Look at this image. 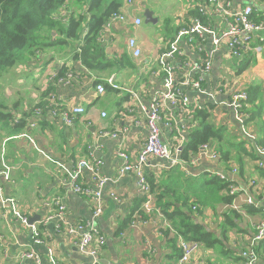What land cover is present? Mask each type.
<instances>
[{
  "label": "crops",
  "instance_id": "1",
  "mask_svg": "<svg viewBox=\"0 0 264 264\" xmlns=\"http://www.w3.org/2000/svg\"><path fill=\"white\" fill-rule=\"evenodd\" d=\"M120 1L122 2L120 9L130 13L131 16L141 17L142 22L139 26H135L131 22L126 24L115 22L113 24L107 40L104 43L99 42L104 46L105 60L103 64L88 69L80 59L74 58L73 52L78 44H75L74 49L69 47L66 51H58L50 47L42 52L38 60L32 62L29 60L24 64L28 67L30 65V67L23 75H15V77L17 76L16 86L11 88L19 91L23 86L25 88L35 85L39 87V91L30 92L28 96L30 101L47 89L45 87L47 77L36 82V73L41 72L39 69L42 71L45 68L75 69L79 73L78 79L74 80L69 88L58 87L56 91L62 96L61 104L67 107L82 106L84 112L77 116L71 126H65L50 115H46L42 123L35 129L39 147L46 151L53 161L47 160L34 148L26 150L19 143L6 148L13 166L14 182L8 184L5 191L17 200L20 208L27 214L33 212L39 214L41 210L39 202L42 197L60 194L63 197L69 218L72 220L90 218L92 215L90 201L82 195L67 190L62 181L63 175L55 162L66 166L84 155L87 142L100 139L102 140L100 141L102 150L99 152V156L103 159L101 174L108 178V182L103 192L104 210L96 219L97 227L106 236V244L99 251V259L113 263L120 261L123 264H176L179 248L178 239L174 237L176 231L173 229V221L166 219L164 214L158 213L152 216L154 223L144 222L146 218H142L138 213L141 211L142 200L137 193L133 174L118 175L117 170L121 161L117 156V150L120 149L135 156L141 149L146 131L142 125L128 121L130 113L127 108L133 105L137 109V103L134 102L129 91L139 94L144 105L149 103L155 91L161 86V76L158 74L156 63L158 55L178 30L190 25L192 18L196 16L195 7L204 0H132L128 6L127 0ZM233 3L235 5L250 4L255 10L253 16L259 18V21L264 17V0H233ZM145 8L153 11L152 16L157 18L156 23H145L143 17ZM200 18L205 25H209L217 32L224 28L218 15H201ZM261 34L264 36V31ZM58 35H60L58 31L52 30L49 39L53 40ZM130 37L135 38L140 49V54L137 57L132 55L131 49L128 47L127 40ZM257 44L262 47L261 53H251L253 58L250 56V64L244 68H242L243 58L237 60L227 57L224 49L214 54L211 70L204 74L202 81L203 88L214 92L213 100H210L207 95H198L192 90L188 91L191 99L197 97L203 102V113L208 114V122L217 126H227V135L231 138V143L234 144L243 141L239 136V124L234 120L233 113L226 103L230 100L232 93L242 89L257 90L258 98L255 102L250 104L248 100L250 110H254L256 114L254 117L248 118L245 126L252 131L256 141L258 139L264 141V41L259 42L254 39L252 45ZM182 46L189 60H196L201 56L197 55V51L191 45L184 43ZM204 47L206 49L211 47L209 37H207ZM124 54H126L125 63L130 62L132 66H125L120 70L110 67V60L119 59ZM18 71L19 69L16 73ZM177 72L176 74L179 76L183 69L179 68ZM110 79L117 88L110 86ZM97 83H102L105 86L104 93L100 94L96 91ZM113 93L116 94L118 100L113 103L114 107L110 109V94ZM7 94L9 98L14 97L8 89ZM103 95L106 96L102 99ZM18 98H20V94ZM260 105L262 106L260 107ZM23 107V105L19 106L12 110V113H16L15 111ZM102 112H105L106 116H102ZM131 115L137 119H143L140 111L131 112ZM184 123H186L185 119L178 120V127L185 134L202 127L200 120L196 117L188 128H181ZM124 127L127 128V131L117 138H97L100 129L116 131ZM3 135H7L6 127ZM173 137L174 135L171 136V133L164 131L166 141H173ZM3 139L4 136L1 138L0 144ZM246 144L244 142L243 145L246 147ZM247 153L249 154V152ZM247 153L243 155L245 173L264 178V175L255 167L253 157ZM233 154L234 151H232ZM153 163L154 161L151 162V164ZM211 164L203 161L192 171L187 173L183 171L187 176L184 177L194 180ZM146 171L153 173L156 180L161 178L159 177L161 174H159L161 171L159 168L149 165L146 167ZM84 177L87 181L88 173L85 172ZM111 193H114L118 200L113 199L110 196ZM218 195L223 197L221 191ZM33 209L34 211H32ZM227 209H229L227 204L220 202L216 205L215 214L207 206L204 208L203 215H196L195 218L220 237L221 229L218 224L220 225L223 221L221 213ZM132 210H134L133 224L117 232L119 225L130 215ZM257 218V214H246L243 217L242 227L244 229H241L240 232L236 229L227 232L229 242L224 241L222 245L214 247H206L201 243L200 250L192 259L193 264H240V260L236 259L239 256V242L236 241L235 244L234 240L243 238L247 240V234L243 235V233L251 232L253 222ZM14 228L20 230V233L15 237L10 227L0 225V231L8 238L10 245L5 256L0 248V264H31L26 258L17 257L21 248L18 243H29L30 232L27 228L19 225L14 224ZM52 230V224L50 227L47 226V232L51 235V238L47 236L48 244L35 247L40 255V264H50L46 255V245L53 248L56 258L62 263L92 264L88 257L79 253L72 246L67 237L59 236ZM220 239L222 240V238ZM224 251H228V254ZM127 252H130L129 258L125 254Z\"/></svg>",
  "mask_w": 264,
  "mask_h": 264
},
{
  "label": "built area",
  "instance_id": "2",
  "mask_svg": "<svg viewBox=\"0 0 264 264\" xmlns=\"http://www.w3.org/2000/svg\"><path fill=\"white\" fill-rule=\"evenodd\" d=\"M132 0H127V6ZM198 15L192 18L190 25L178 30L166 47L160 52L156 59L159 75L161 76V86L155 91L149 103L144 105L139 94L131 92L134 102L137 103V109L127 108L130 117L128 121L142 125L145 128L146 135L141 149L135 156L126 151L117 150V156L121 163L118 167V175L123 176L126 173H132L135 178V185L140 196L141 211L148 217L145 223H154L153 216V196L150 185L147 180L146 167L151 165L153 168L170 169L179 167L184 172L192 171L201 162L212 163L207 172L216 176L226 184L221 190L222 195L231 197L228 208L237 213L246 216L245 207H253L260 212L258 218L253 222V234L245 239H235L239 242L240 264H259L258 255L255 247L264 239V178L259 176L245 175L240 177L239 169L236 165L229 168L219 162V153L209 143H203L199 146L196 154L191 155L187 161L180 158V149L187 142L186 134L181 132L178 127V120L185 119L186 123L181 128H188L191 121L195 119L197 111L203 109V102L197 97L191 99L188 91L192 90L198 95H207L210 100L214 99V92L208 91L202 87L203 76L209 72L212 67L214 54L224 49L227 57L241 60L246 53H261L262 47L252 45L254 39L259 42L264 41L261 32L264 31V17L261 21L255 22L252 18L254 7L250 4L235 5L233 0H204L196 6ZM218 15L224 24L222 31L217 32L209 25H205L201 20V15ZM64 15V12H62ZM115 22L132 23L139 26L142 22L141 17L131 16L123 9L113 12L103 27L99 30L97 40L105 42L111 33V28ZM209 37L211 47L206 49L204 43ZM191 45L197 55H201L196 60H189L183 44ZM128 47L134 57L139 56L140 49L137 46L134 37L127 40ZM80 52V48H77ZM183 72L178 76V69ZM79 73L73 69H67L62 75H59V69H50L47 74V87L52 89L45 97L37 96L28 109L17 113L14 122L19 123L27 114L26 127L13 138H25L39 154L47 160L53 161L46 151L39 147L30 137L29 132L37 129L38 122L43 120L46 115H50L54 120L60 121L65 126H71L78 115L84 112L82 106L67 107L62 103V96L56 91V88H69L73 81L78 79ZM63 86V87H60ZM110 86H117L110 79ZM96 91L104 93L105 86L102 83L96 84ZM193 102V103H192ZM233 113L234 120L239 124V134L242 135L247 143L248 149L254 148L256 154L255 167L264 171V145L259 147L255 144V136L250 129L245 128L244 120L248 118V113L244 110L248 107V93L245 89L234 92L230 100L226 103ZM140 111L143 119L132 117L131 112ZM15 114V113H14ZM102 116H106L102 112ZM127 131V128L121 130L100 129L97 138H117L120 134ZM164 131L174 135L173 141L168 142L164 139ZM102 140L93 139L86 143V150L83 156L68 163L66 166L55 162L63 175V184L68 191L77 195H82L90 201L92 215L85 220H72L68 217L66 205L63 197L56 194L52 197H42L40 199L39 211L40 218L33 223H29V217L33 213H25L19 206L17 200L6 193L5 188L8 184H13V166L7 159L5 142L0 146V225H6L13 231L15 237L20 233L15 225L27 228L30 232V242L20 244V251L17 257L26 258L31 264H40V255L35 249L37 245L48 244V238H51L47 232V226L52 224L55 234L65 236L69 239L72 246L88 257L92 264L99 263V251L106 244V236L102 234L96 225V219L104 210L103 192L108 178L102 176L101 167L103 159L99 156L102 150ZM154 161L153 164L151 162ZM88 173V180L85 181L84 173ZM110 196L118 200L114 193ZM195 209V206L192 207ZM34 211V209L32 210ZM141 216V215H140ZM133 224V223H132ZM8 238L0 231V248L5 256L9 248ZM46 255L50 264H67L58 261L54 250L50 245H46ZM178 247L181 254L176 264H193L192 259L200 250L201 243L187 241L178 238ZM202 264V263H200Z\"/></svg>",
  "mask_w": 264,
  "mask_h": 264
},
{
  "label": "trees",
  "instance_id": "3",
  "mask_svg": "<svg viewBox=\"0 0 264 264\" xmlns=\"http://www.w3.org/2000/svg\"><path fill=\"white\" fill-rule=\"evenodd\" d=\"M103 2L104 0H0V84L5 76H10L8 71L19 60L24 67V64L29 60L31 62L38 60L42 52L50 47L68 43L73 39L78 44V47L73 52L74 58L80 59L88 69H93L103 64L105 60L104 46L97 40L98 32L110 15L118 11L122 4L120 0H109L101 8ZM194 11H196L195 15H197L196 7ZM62 12H64V15H62ZM252 18L255 22H259V18L253 15ZM82 25L84 26L80 32ZM52 30L58 31L60 35L50 40L49 37ZM62 35H64V38H62ZM46 36H48L47 39ZM77 48H80V54L77 52ZM125 56L126 54L119 59L110 60V67L120 70L125 66H132L130 62L125 63ZM250 56L253 58L251 53L245 54L242 60V68L250 64ZM25 67L27 70L30 65ZM17 69L21 70V65L13 70ZM66 70L65 67H62L59 70V75H62ZM45 87L47 89L41 92L40 98L45 97L52 89L51 87ZM246 91L249 103L253 104L258 98L257 90L248 89ZM249 103L244 110V112L248 113V118L250 116L254 117L256 114L254 110H250ZM16 105L17 102L13 106L15 107ZM203 110L197 111L195 114V117L200 120L202 127L186 133L187 142L180 149V158L187 161L191 155L197 153L201 144L209 143L219 153V162H222L224 167L229 168L236 165L239 169L240 177L251 176L249 173H245L243 155L249 152L247 155L253 157L255 164L256 154L255 151L253 152L254 148L248 149L243 145L245 141L242 135L239 136L243 142L231 143V138L227 135V126H217L208 122V114H204ZM16 112L19 113L21 110ZM22 113L24 117L19 123H15L14 117L16 113L14 114L12 110L7 109V100H3L0 93V123L7 128L6 138L18 136L25 129L27 114L24 111ZM248 118L244 120V125L247 124ZM41 123L42 120L38 122V125ZM7 140L3 139L2 142L6 144ZM255 144L261 147L264 145V141L261 139L256 141L255 139ZM232 151H234L233 155ZM6 156L7 159L10 158L7 149ZM159 169L161 170L159 172V174L161 173L159 176L161 178L158 180L154 178L153 173H147V180L153 196V215L164 214L166 219L173 221V229L176 231L175 238L181 237L187 241L202 243L206 247H214L222 245L224 241L229 242L228 231L236 229L240 232L241 229H244L242 226L244 223L243 217L245 216L231 209L221 213L223 221L220 225L218 224L221 229L220 237L195 218L196 215L202 216L204 208L207 206L215 214L217 204L221 202L228 206L231 202V197L218 195L226 187V184L216 176L204 171L200 173L199 177L190 180L189 177L186 178V174L179 167ZM258 170L264 175V171ZM193 206H195V209L192 208ZM245 210L247 215L260 212L253 207H245ZM133 212L134 210L123 220L117 232L133 223ZM138 213L142 218L148 217L143 211ZM245 225L247 226V224ZM253 231L254 229L252 228L251 232L243 233V235L247 234L249 237L253 234ZM255 251L258 255L259 264H264V239L256 245ZM224 252L228 254V251ZM180 254L179 248L176 262ZM236 259L241 262L240 256H237Z\"/></svg>",
  "mask_w": 264,
  "mask_h": 264
},
{
  "label": "rangeland",
  "instance_id": "4",
  "mask_svg": "<svg viewBox=\"0 0 264 264\" xmlns=\"http://www.w3.org/2000/svg\"><path fill=\"white\" fill-rule=\"evenodd\" d=\"M109 2V0H104L103 4H102V7H104L105 3ZM84 25H82L81 29H80V32L82 30ZM62 38H64V35H62ZM75 44H77L76 40L73 39L71 41H69L68 43H63V44H59V45H56L54 46L53 48L57 49L58 51H66L68 50V48H75ZM21 61L19 60L16 65L13 66V68L8 71L10 72V76H5L4 79L1 81V84H0V87H1V96L3 98V100L7 99V109L8 110H14L17 109L19 106H24L22 109L20 110H23V109H28L30 108L32 102H33V98L29 101V98L28 96L30 95V92L32 91H39V87L38 86H31V87H28V88H25L24 86L20 88V90L18 91L17 89H13L11 87H15L16 86V77L15 75H23L24 72L26 71V69H24L23 67V64L20 63ZM21 65V70H19L17 73L16 71L17 70H13L15 67L17 66H20ZM50 68H45L43 71L41 69H39V71L41 72H37V77H36V82L37 81H42L43 80V77L46 78L48 72H49ZM5 74V73H4ZM3 74V75H4ZM22 86V85H20ZM7 89L11 92V94L14 96V97H10L8 96L7 94ZM19 94H20V98L19 97ZM32 95V94H31ZM106 95H103L102 96V99L105 97ZM16 97V98H15ZM118 100V98L116 97V94L113 93V94H110V109L113 108V103ZM17 102V105L14 107V103ZM14 112V111H13ZM16 112V111H15ZM5 130V127H4V124L0 123V141H1V138L4 136V139H8L5 146L6 148L8 149L12 144H16V143H19L21 146H24L26 150H33V147L31 145V143L25 139V138H6L7 135H3V132ZM36 132L37 130H32L29 132V135L30 137L33 139V141L38 144V139H37V136H36ZM39 145V144H38ZM1 146V144H0ZM127 255V257L129 258V254L130 252H127L125 253ZM78 262V261H77Z\"/></svg>",
  "mask_w": 264,
  "mask_h": 264
},
{
  "label": "water",
  "instance_id": "5",
  "mask_svg": "<svg viewBox=\"0 0 264 264\" xmlns=\"http://www.w3.org/2000/svg\"><path fill=\"white\" fill-rule=\"evenodd\" d=\"M153 14V11H151L149 8H145L144 9V12H143V17H144V21L145 23H156L157 21V18L153 17L152 16ZM40 218V214H34V215H31L29 217V223H33L35 220L39 219ZM99 262L101 264H123L122 262L118 261L116 263H113V262H110V261H106L104 259H100Z\"/></svg>",
  "mask_w": 264,
  "mask_h": 264
}]
</instances>
